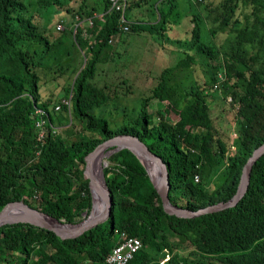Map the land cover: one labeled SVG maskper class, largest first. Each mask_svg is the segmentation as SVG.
Instances as JSON below:
<instances>
[{
	"label": "trees",
	"instance_id": "16d2710c",
	"mask_svg": "<svg viewBox=\"0 0 264 264\" xmlns=\"http://www.w3.org/2000/svg\"><path fill=\"white\" fill-rule=\"evenodd\" d=\"M125 3L121 17L109 0H0V211L24 201L62 222L80 223L92 206L84 179L86 156L125 134L138 136L163 158L174 204L199 210L236 194L245 164L264 144V0ZM186 8L192 12L190 30L175 40L185 57L164 67L133 114L125 122L117 120L119 111L114 116L108 109L118 110L117 103L110 102L129 90L108 94L107 86L93 82L99 65L113 59L112 40L128 33L167 38L189 13ZM52 14L63 26L54 40L48 38ZM78 52L84 64L70 84V107L55 111L61 101L41 96L36 70L67 79ZM197 62L206 75L203 85L191 76ZM179 75L191 82L188 87ZM207 86L221 105L209 101ZM156 102L183 122L164 109L150 112ZM213 105L222 107L223 118L224 110H231L235 131L222 121L220 127L215 124ZM35 109L57 129L43 141L35 135ZM73 118L82 126L75 136ZM108 162L104 175L113 207L106 222L69 240L30 224L4 226L0 264H107L122 234L143 244L130 264H264V155L236 207L198 218L166 213L146 168L130 150L112 154Z\"/></svg>",
	"mask_w": 264,
	"mask_h": 264
},
{
	"label": "rangeland",
	"instance_id": "374dc122",
	"mask_svg": "<svg viewBox=\"0 0 264 264\" xmlns=\"http://www.w3.org/2000/svg\"><path fill=\"white\" fill-rule=\"evenodd\" d=\"M199 1L201 2L203 0ZM185 11L189 12V9L186 8ZM191 13L192 12H189L184 16L181 24L172 26L171 29L168 30L166 33L167 38L159 37L154 39L150 37L149 39H146L141 35L128 33L126 36H121L118 39L115 38L112 40L111 45L116 46V49H114L115 52L112 53L113 59L108 60L105 64L99 65L93 82L98 87L107 86L106 92L108 94L112 93V90L114 89L121 91L123 87L129 90V93L124 97H121V99L110 102V104L117 103L118 110H114L112 105L108 108L114 112V116H116L119 111L117 120L125 122L133 114L134 108L136 109L139 106V98L149 92L150 88L156 83L157 75L164 67L174 65L178 59L185 57V48L177 44L175 40L183 39L188 35V31L191 27L188 17ZM52 18V26H49L51 34L50 36L48 34L50 40L57 39L61 35V32L56 30V26L60 21H58L56 15H53ZM72 60L74 62L72 64H75V71L67 76V79H65V76H62V78L57 77V74H54L52 71L36 70L39 77H41L40 94L43 98H51L53 101L68 99L71 102L72 95L70 93V84L84 64V59L80 53L79 56H74ZM191 68L192 78L198 80V83L203 85L206 78L203 66L197 62L192 65ZM180 72L182 73V71ZM123 80L126 81L125 86L120 84ZM179 82L184 84L185 87H188L191 83L181 78L180 75ZM68 89L69 92H66L65 90ZM206 89L209 101H215L217 104L221 105V102L219 101L220 99L214 98L211 87L207 86ZM156 109H164L173 119L183 122V118L178 114L173 113L163 102H156L149 108L150 112L155 111ZM221 110L222 107H219L218 105L212 106L215 124L220 127L222 121L224 128H227V126L230 125L235 131V116L231 114V110L226 108L227 111L224 110L226 116L223 118L220 115ZM71 123L72 126L70 129L73 132L71 136H75L74 133L80 131L82 126L80 122L74 118ZM64 129H66V127L60 128L59 134L64 135ZM230 137L231 139H234L236 134L232 133L229 138ZM110 149L111 148L106 149L104 153H107ZM108 160L109 158L104 157L102 163L107 162L109 165ZM8 255L13 256L10 253Z\"/></svg>",
	"mask_w": 264,
	"mask_h": 264
},
{
	"label": "water",
	"instance_id": "95a60500",
	"mask_svg": "<svg viewBox=\"0 0 264 264\" xmlns=\"http://www.w3.org/2000/svg\"><path fill=\"white\" fill-rule=\"evenodd\" d=\"M108 148L111 149L105 153L106 158H109L112 154L123 149L130 150L137 158H139L162 199L165 212L182 218H198L236 207L248 191L254 164L264 155V144H262L253 152L252 156L245 164L237 192L232 199L228 202H220L199 210H192L176 205L170 200L169 192L171 183L169 179V171L161 156L154 153L138 136L128 134L115 136L101 143L85 158L86 166L84 169V179L89 182L92 206L90 212H85L83 214L84 219L80 223L68 224L62 222L40 210L30 207L24 201H18L8 203L0 211V229L7 225L30 224L34 227L51 231L62 240H69L81 237L86 232L106 222L110 218L113 207V196L107 186L104 175V168L108 166V163L105 162L99 164L101 181L98 182L94 176V157L96 154L103 152ZM144 158L154 164L155 172L159 176L157 181L153 180Z\"/></svg>",
	"mask_w": 264,
	"mask_h": 264
},
{
	"label": "built area",
	"instance_id": "2783aa9c",
	"mask_svg": "<svg viewBox=\"0 0 264 264\" xmlns=\"http://www.w3.org/2000/svg\"><path fill=\"white\" fill-rule=\"evenodd\" d=\"M109 7L116 12L121 14V17L124 15L125 10V0H109ZM101 14H94V17H100ZM89 25L92 24V18L88 19ZM57 30L63 29L61 24L57 25ZM123 30H127V26L123 27ZM223 75L220 74V79H223ZM220 83H216L214 88H219ZM62 106L70 107V100L63 99L59 105L55 106V111L60 110ZM34 121L35 135L39 141H43L48 134H55L57 129L49 125L48 120L46 119V114L40 109H35L34 115L32 116ZM234 149V148H233ZM198 180V178H196ZM122 243L118 244L112 251V253L107 257V264H130L136 254L140 252L143 247L142 241L138 237H126L124 234L121 235Z\"/></svg>",
	"mask_w": 264,
	"mask_h": 264
},
{
	"label": "bare ground",
	"instance_id": "6f19581e",
	"mask_svg": "<svg viewBox=\"0 0 264 264\" xmlns=\"http://www.w3.org/2000/svg\"><path fill=\"white\" fill-rule=\"evenodd\" d=\"M105 156H106V154L103 151V152H100V153L96 154V156L94 157V176L96 177V180L98 182L101 181L100 174H99V169H100L99 164L102 163V159ZM144 161H145V163H146V165L148 167V170H149V172H150L153 180L154 181H157V179H158L159 176L155 172V166H154V164L151 161H149V160H147L145 158H144Z\"/></svg>",
	"mask_w": 264,
	"mask_h": 264
}]
</instances>
